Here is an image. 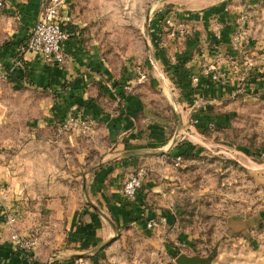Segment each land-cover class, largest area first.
<instances>
[{"label": "rangeland", "instance_id": "obj_1", "mask_svg": "<svg viewBox=\"0 0 264 264\" xmlns=\"http://www.w3.org/2000/svg\"><path fill=\"white\" fill-rule=\"evenodd\" d=\"M217 1L239 13L234 19L241 22L237 32H246L247 23L253 22L259 24L264 40V0L195 3L204 7ZM173 5L163 0H72L67 32L79 34L86 49L95 53L101 68L93 70L102 77L93 85L89 100L77 101L64 112L59 109L58 93L67 85L56 89L51 82L30 78L20 54L14 58L12 71L0 74V215L8 219L27 210L33 230L64 241L71 215L83 224L84 209L99 211L90 185L100 171L105 169L110 181L119 170L122 195L131 200L123 193L125 180L144 168L140 190L148 184L151 188L144 211H154L156 228L165 226L164 244L174 250L168 255L174 258L168 264L176 263V257L185 252L203 258L216 252L211 264H264V93L249 90L239 79L232 93L217 94L221 102L217 109L229 114L224 123L201 129L195 124L196 116L184 118L180 104L184 99L192 101L195 88L190 86L188 94H184L186 88L173 90L169 78L160 75L161 65L148 66L154 50L151 19L167 9V15L183 25ZM2 13L0 6V16ZM19 22L13 15L0 17L1 44L8 42ZM183 29L181 35L190 33ZM22 51L27 52L26 45L22 44ZM246 55L235 66L245 67ZM207 64L197 75L205 76ZM17 66H25L20 77L14 74ZM103 71L109 73L104 76ZM218 81L224 84L225 74ZM104 87L115 94L108 102L101 101ZM133 96L141 107L136 116L126 108ZM101 104L113 113L124 109L140 127L154 122L157 128L151 137L155 148L171 140L173 147L177 139L185 137L196 150H182L177 164L178 155L172 148L157 149L150 152L153 157L148 163L137 168L128 163L131 156L119 154V141L109 136L94 115V108ZM211 108L215 110V104ZM123 166L128 167L122 171ZM16 228L19 231L18 224ZM181 234L189 238L187 243L179 239Z\"/></svg>", "mask_w": 264, "mask_h": 264}, {"label": "crops", "instance_id": "obj_2", "mask_svg": "<svg viewBox=\"0 0 264 264\" xmlns=\"http://www.w3.org/2000/svg\"><path fill=\"white\" fill-rule=\"evenodd\" d=\"M0 2L4 14L0 17L13 15V18L15 16L20 19L17 28L10 33L8 42L0 43V74L12 71L14 58L20 54L24 63H27L30 78L38 82H51L56 89L67 85L58 93L61 112L69 106L74 108L77 101L89 100L93 85L102 77L93 69H100L101 65L97 63L95 53L86 49L87 44L83 42L81 36L68 33L65 41L67 59L64 63H47L37 51H22V44L26 45L38 20L42 0H0ZM163 3L174 4L172 9L176 12L177 20L183 22L187 32L190 33L186 36L181 35L180 32L174 33L162 22L161 19L169 12L167 9H162L161 13L151 19L150 32L154 50L153 58L149 59L151 65L148 66L153 68L155 65H161L158 67L161 69L160 75L169 78L173 90L180 91L186 88L184 94H188L192 88H195L191 96L192 101L184 99L180 104L184 118L190 114L191 117L205 116L206 119H210L209 121L214 120L217 125L224 123L229 114L219 112L217 109L221 103L218 96L232 93L239 79L245 81L249 90L264 93V52L260 53V49L264 47V40L259 24L248 22L246 32L240 40H237L236 32L241 22L237 20L235 23V15L239 13L231 9V6L221 1L204 7L197 5L195 0H163ZM71 4L72 0H65L63 4L62 13L66 24L71 21L69 10ZM216 31H220V34ZM227 54H229L227 57L232 58L231 62L226 58ZM245 54H251L255 64L247 67L245 59V67L235 66L237 59ZM207 63H216L217 68L225 74L227 81L224 84L207 76H200L198 83L193 82L192 77L197 75L202 65ZM24 67H15L14 74L20 77ZM106 73L109 72H102L104 76ZM190 75L191 78H188ZM101 94H105L103 98L101 97V101L105 102L115 95L106 87L101 89ZM129 99L126 108L132 116H136L141 108L139 101L135 96ZM214 104L216 109L212 110ZM103 106L105 105H97L94 108V115L98 121H101V125L106 127L109 136L119 141V154L125 157L131 156L128 163L137 165V168L142 163H148L150 157H153L150 156V152L157 149L166 151L172 148V153L176 155L185 150H196V147L188 144L189 141H186L185 137L177 139L173 147L174 140H171L167 145L165 143L155 148L152 143L154 138L151 137L155 135L153 131L157 128L154 122L140 127L124 109L118 108L113 113ZM198 131L202 133L200 129ZM156 136L162 138L159 134ZM178 143L181 147H176ZM127 167L123 166L120 170L123 171ZM118 171L115 170L110 181L106 179L105 169L99 172L97 179L92 180L90 186L95 198L93 202L101 213L93 208L84 209L83 224H80L78 217L71 215L64 241L62 238L59 241H56L55 237L48 238L43 230H33L31 216L27 210H24V205L22 206L23 214L16 213L19 233L24 236L33 231L39 234V242L32 251L30 260L26 252L12 240L11 227L1 214L0 264H168L170 260L172 261L173 256L168 255L173 254L174 250L171 245L164 244L167 239L163 229L165 226L158 228L148 226L149 220L155 216L152 210L144 211L150 185L139 190L134 199L127 200L121 192ZM0 204L3 205L2 202ZM127 224L130 225L129 228L121 230ZM168 236L171 237V233ZM179 239L184 243L189 241L185 234H181ZM109 241L111 244L105 246ZM60 244L63 247L55 249ZM185 253L191 255L189 252Z\"/></svg>", "mask_w": 264, "mask_h": 264}, {"label": "built area", "instance_id": "obj_3", "mask_svg": "<svg viewBox=\"0 0 264 264\" xmlns=\"http://www.w3.org/2000/svg\"><path fill=\"white\" fill-rule=\"evenodd\" d=\"M64 3L65 0H42L38 20L26 42L27 50L39 52L47 63L60 64L64 63L67 59L65 41L68 37V32L65 28L66 22L62 13ZM162 19L164 20V24L170 27L174 33L184 32L183 28H185V26L176 23V19H174L173 16L165 15ZM218 32L220 34V31ZM243 35L244 31L240 30L237 32L236 38L239 39ZM253 65L254 59L252 57H247L246 66L252 67ZM140 73L142 74V78L146 77L145 73ZM203 75L210 77L212 80H220L223 73L217 68L216 63H210L205 65ZM192 79L193 82L198 83L200 76L195 75ZM194 121L195 124L199 122L197 118ZM215 126L216 124L213 121L208 124V127L211 129ZM181 160L182 156L178 155L176 163L179 164ZM145 176L146 169L144 168H140L136 173L128 176L124 183V196L129 199H134L143 184ZM7 222L11 226L12 240L18 245V247L26 252L27 257L30 260L32 251L39 242L38 232L33 231L29 235H21L16 228L18 217L15 215H9ZM156 225L157 220L155 218H151L148 222V226L155 227Z\"/></svg>", "mask_w": 264, "mask_h": 264}, {"label": "water", "instance_id": "obj_4", "mask_svg": "<svg viewBox=\"0 0 264 264\" xmlns=\"http://www.w3.org/2000/svg\"><path fill=\"white\" fill-rule=\"evenodd\" d=\"M215 256L216 252L211 253L207 258L181 253L176 257V264H211Z\"/></svg>", "mask_w": 264, "mask_h": 264}, {"label": "trees", "instance_id": "obj_5", "mask_svg": "<svg viewBox=\"0 0 264 264\" xmlns=\"http://www.w3.org/2000/svg\"><path fill=\"white\" fill-rule=\"evenodd\" d=\"M65 28H66V30H67V24L65 25ZM196 118H197L198 121H199V122H198V123H199L198 127L201 128V129H202V128L206 129V127H208L209 122H211V121L214 122V120L209 121L210 119H206L205 116H203V117H201V118L196 116ZM207 120H208V121H207ZM202 123H203V124H202ZM201 124H202V125H201ZM203 126H204V127H203ZM204 129H203V130H204Z\"/></svg>", "mask_w": 264, "mask_h": 264}]
</instances>
